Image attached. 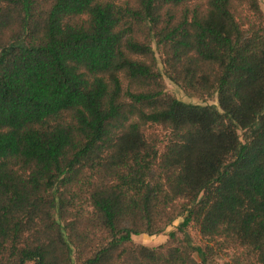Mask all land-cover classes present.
I'll return each instance as SVG.
<instances>
[{
    "label": "trees",
    "instance_id": "obj_1",
    "mask_svg": "<svg viewBox=\"0 0 264 264\" xmlns=\"http://www.w3.org/2000/svg\"><path fill=\"white\" fill-rule=\"evenodd\" d=\"M0 264H264L259 0H0Z\"/></svg>",
    "mask_w": 264,
    "mask_h": 264
},
{
    "label": "rangeland",
    "instance_id": "obj_2",
    "mask_svg": "<svg viewBox=\"0 0 264 264\" xmlns=\"http://www.w3.org/2000/svg\"><path fill=\"white\" fill-rule=\"evenodd\" d=\"M262 10L264 11V0H259ZM156 58L158 61V67L163 70V65L160 61V55L156 51ZM164 82H165V90L167 93L171 94L172 96L176 97L179 100H182L187 103H195V104H213L216 103L214 99H199L197 97H189L187 96L176 84H174L172 81H170L166 76H164ZM181 218H178L173 222L172 225L167 227L165 232L163 234L158 235H148V234H138L133 235L132 238L136 243L144 244L147 246H156L163 242H165L168 238V233L172 230H175L178 224L180 223ZM191 235L194 238V241L197 242L198 238L194 234L192 230H190Z\"/></svg>",
    "mask_w": 264,
    "mask_h": 264
}]
</instances>
